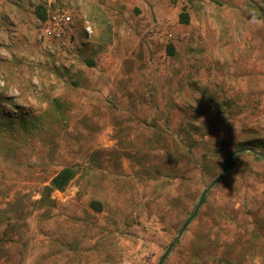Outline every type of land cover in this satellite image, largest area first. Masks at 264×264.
Returning a JSON list of instances; mask_svg holds the SVG:
<instances>
[{
    "label": "rangeland",
    "instance_id": "1",
    "mask_svg": "<svg viewBox=\"0 0 264 264\" xmlns=\"http://www.w3.org/2000/svg\"><path fill=\"white\" fill-rule=\"evenodd\" d=\"M6 1L0 264H264V0Z\"/></svg>",
    "mask_w": 264,
    "mask_h": 264
},
{
    "label": "built area",
    "instance_id": "2",
    "mask_svg": "<svg viewBox=\"0 0 264 264\" xmlns=\"http://www.w3.org/2000/svg\"><path fill=\"white\" fill-rule=\"evenodd\" d=\"M45 11V21L42 23V36L59 39L63 34L70 33L75 26L73 14L65 7L64 0H39ZM83 33L86 38L92 36V29L84 24Z\"/></svg>",
    "mask_w": 264,
    "mask_h": 264
},
{
    "label": "water",
    "instance_id": "3",
    "mask_svg": "<svg viewBox=\"0 0 264 264\" xmlns=\"http://www.w3.org/2000/svg\"><path fill=\"white\" fill-rule=\"evenodd\" d=\"M251 152V153H257L253 148H240V149H237L233 152H231L228 156V159H227V162H226V165L222 171V173L216 178L214 179L206 188L205 190L203 191V193L201 194V197L199 199V202H198V205L196 206L195 210L193 211L192 215L184 222V224L182 225V227L179 229L176 237L172 240V242L168 245V247L166 248V250L164 251V253L162 254V256L159 258L157 264H162L165 257L167 256V254L169 253L170 249L172 248L173 246V243L176 241V239L181 235V233L184 231V229L186 228V226L188 225V223L191 221V219L196 215L200 205L202 204L204 198H205V195L206 193L217 183L221 180V178L224 176V174L226 173V171L228 170L229 166H230V163L233 159V157L236 155V154H239V153H242V152Z\"/></svg>",
    "mask_w": 264,
    "mask_h": 264
},
{
    "label": "trees",
    "instance_id": "4",
    "mask_svg": "<svg viewBox=\"0 0 264 264\" xmlns=\"http://www.w3.org/2000/svg\"><path fill=\"white\" fill-rule=\"evenodd\" d=\"M35 15L41 21H45V11L44 9L38 5L35 8ZM179 22L183 24L188 23V17L186 14L179 15ZM73 178V173L70 169L61 171L58 175H56L51 181L52 189H62L64 188L68 182Z\"/></svg>",
    "mask_w": 264,
    "mask_h": 264
},
{
    "label": "crops",
    "instance_id": "5",
    "mask_svg": "<svg viewBox=\"0 0 264 264\" xmlns=\"http://www.w3.org/2000/svg\"><path fill=\"white\" fill-rule=\"evenodd\" d=\"M146 2H147L146 0H134L133 1V7H138L141 9L147 8V11H149V9H148L149 6ZM14 4H16L17 8L14 7ZM32 4H33V1H31V0H16L15 3H13L11 0H8L5 3V9L7 11H9L12 8H15L17 10L20 9V13L27 10V13H29V15L33 14V16L36 17V15L34 13H32V10H33ZM30 11H31V13H30ZM142 14H143V12H142ZM36 20L38 21L39 19L36 17Z\"/></svg>",
    "mask_w": 264,
    "mask_h": 264
}]
</instances>
